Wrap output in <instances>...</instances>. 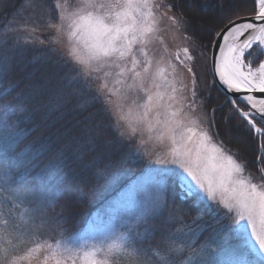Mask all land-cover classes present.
Masks as SVG:
<instances>
[{"label": "snow or ice", "instance_id": "obj_1", "mask_svg": "<svg viewBox=\"0 0 264 264\" xmlns=\"http://www.w3.org/2000/svg\"><path fill=\"white\" fill-rule=\"evenodd\" d=\"M231 2L217 0L221 10ZM251 2V16L209 15L193 31L192 0H30L31 27L0 38V82L14 93L0 96V194L10 210L25 206L22 222L0 226V264H33L41 251L45 264H110L103 242L85 250L36 237L46 230L55 240L81 201L125 176L131 182L113 209L125 215L114 217L107 252L152 264L135 236L147 224L164 232L163 264H181L184 254L193 264H264V167L253 182L226 148L242 128L264 160V0ZM8 7L0 0V10ZM164 20L184 45L179 67L155 48ZM201 61L211 78H201ZM26 129L41 145L32 158L11 151ZM166 141L167 157L151 160ZM42 151L51 160L32 183ZM68 160L89 182L61 181ZM213 211L212 221L203 219ZM177 234L182 246L170 243Z\"/></svg>", "mask_w": 264, "mask_h": 264}, {"label": "trees", "instance_id": "obj_2", "mask_svg": "<svg viewBox=\"0 0 264 264\" xmlns=\"http://www.w3.org/2000/svg\"><path fill=\"white\" fill-rule=\"evenodd\" d=\"M30 3V0H8L9 7L6 10H0V38H3L5 31L10 27H19L26 24H31L29 19L30 13L26 11ZM252 2L251 0H246V3L241 4L238 0H232L225 9L221 10L217 3V0H192V3L186 4V12L188 15L195 18V23L193 25V31H198L200 29L201 19H207L209 15H214L216 18H222L225 14L235 13L238 16H250L252 15ZM264 59V58H262ZM211 77V76H210ZM7 85L0 82V96H8L10 98L12 93L10 90L6 91ZM243 105V103H241ZM70 119V117H69ZM27 135L13 146L11 149L13 154H19L23 152L22 158H32L34 152L41 147L39 143L36 142L35 137L30 131L26 129ZM226 148L233 153L236 158L242 162L246 168L255 172L259 176L260 168L264 167V160L257 161V156L261 153L258 152V142L252 139L250 135L245 132L242 128L237 131L233 136L230 143L226 144ZM0 150H2V145H0ZM51 160V155L46 152H41L39 160L37 161L40 167L33 172L30 179L32 183H39V177L37 173L40 169L44 168L45 165ZM58 177L63 180L73 181L75 183H87L90 177L85 173L83 168L76 162L72 160L65 161L64 166L58 169ZM6 185L0 183V191L5 189ZM87 203L81 201L77 206L76 210L72 213L68 227L63 231L62 234L55 236L53 239V234L48 231H44L43 234L38 235L42 239L49 240L51 242H64L70 238H73L80 233H82L88 222L90 221L92 215L97 209L101 207L102 204H93L87 197ZM24 205H21L17 209H9V205L4 195L0 194V226L3 225L4 221H8L9 225L12 224L13 218L17 223L22 222V212ZM202 207V206H201ZM196 216L195 210L192 214L187 216L184 220V224H192L193 217ZM216 213L208 212L203 216L204 220L212 221ZM163 218L156 219V223H162ZM173 229L179 228V224H173ZM127 235V233H126ZM135 236L138 241L141 242L145 252L147 253L146 258L149 259L152 264H163L161 257L163 252L157 248V244L160 243L161 238L164 236V232L158 228H150L147 224L139 225L135 231ZM208 236V231L203 232L199 241L203 240ZM16 243L15 240H13ZM170 243H174L176 246H182L183 240L180 238V234L174 238ZM238 240H232L231 244L233 247L239 246ZM112 264H134V258H130L127 254L121 251L113 254L111 257ZM181 264H193L192 259L186 254L181 256Z\"/></svg>", "mask_w": 264, "mask_h": 264}, {"label": "rangeland", "instance_id": "obj_3", "mask_svg": "<svg viewBox=\"0 0 264 264\" xmlns=\"http://www.w3.org/2000/svg\"><path fill=\"white\" fill-rule=\"evenodd\" d=\"M77 0H69L70 4H75ZM31 27V24L22 25L19 27H10L7 29L4 33L11 34L15 29L17 28H26ZM36 36H40L39 33H36ZM157 40L155 41V48L157 51L164 55L166 59H171L172 63H176L177 66L178 62L175 60L176 53L184 46L183 42L179 40V38L176 37L174 29L171 25L170 21L164 20L161 21L158 24V32H157ZM42 38V37H41ZM183 56V53L181 52V57ZM198 71L201 75V78H204L206 75L211 78V66L205 65L204 61H201L200 64H198ZM184 78V77H181ZM185 82L188 83L189 88L191 87V83L189 80L185 79ZM195 119V116L192 117ZM204 130H207V125L202 126ZM215 142V141H213ZM173 146L171 145L170 141H166L162 143L159 147V150L155 151L154 154L150 156L151 160L156 159H164L167 157V154L171 151V148ZM233 154V153H231ZM234 158L236 156L233 154ZM238 160V159H237ZM239 163H241L244 166V172L242 175L244 177L250 178L253 180V182L259 183V175L255 172L249 170L245 167V165L238 160ZM145 166H147V161L145 162ZM152 167H157V165H151ZM140 174V169L137 168L136 172L133 174L132 178L134 179L136 175ZM130 179L125 176L120 178V180L113 185L112 187L108 188L107 191H104L102 188L98 189L100 192H102V195L97 196H91L89 195L88 198L93 204H102L99 209L95 211V213L92 215L90 221L88 222V225L86 226L85 230L80 233L79 235L70 238L64 242H59L61 245L63 244H69L73 248H79L82 244L85 245V250H87L88 247H91L92 245H101V242H103V246L106 250L107 259L111 262V257L113 254L117 253L119 250L113 249L111 252H107V245L111 243V236L112 232L115 230L116 226V220L114 217H122L125 215V212L123 209L119 211H113L115 208L114 202L118 199L120 193L124 191V189L128 186L130 183ZM126 235V232L123 233ZM36 239L39 240L41 244H44L45 242L47 244H52L53 246L56 245V243L51 242L46 239H42L40 237H36ZM47 254L44 251H41L37 254V257L33 259V264H45V261L43 260V256ZM101 256H104L105 253H101ZM47 264H51V261L47 262ZM76 264H84V261L82 259H77Z\"/></svg>", "mask_w": 264, "mask_h": 264}, {"label": "water", "instance_id": "obj_4", "mask_svg": "<svg viewBox=\"0 0 264 264\" xmlns=\"http://www.w3.org/2000/svg\"><path fill=\"white\" fill-rule=\"evenodd\" d=\"M251 16V15H250ZM259 95V94H258ZM241 103H243V101H241Z\"/></svg>", "mask_w": 264, "mask_h": 264}]
</instances>
